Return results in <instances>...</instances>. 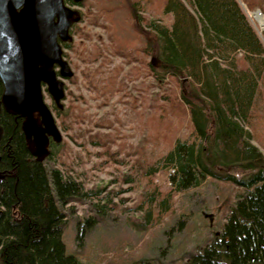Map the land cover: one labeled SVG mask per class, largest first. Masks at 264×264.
I'll use <instances>...</instances> for the list:
<instances>
[{"label":"trees","instance_id":"trees-1","mask_svg":"<svg viewBox=\"0 0 264 264\" xmlns=\"http://www.w3.org/2000/svg\"><path fill=\"white\" fill-rule=\"evenodd\" d=\"M125 2L145 40L140 52L149 57L148 74L171 89L158 99L160 118L178 114L190 129L184 139L169 138L168 150L147 164L143 176L151 179L161 165H172L174 192L209 179L239 190L220 230L185 264H264V154L250 129L264 81V44L237 0H164L163 17L151 20L145 31L136 14L139 0ZM2 92L0 81V99ZM23 121L0 113V264H84L66 249L63 208L93 193L46 166L51 153L36 161ZM156 191L148 195L150 202ZM97 208L106 213L104 205ZM145 216L149 220L152 211ZM94 222H81V232Z\"/></svg>","mask_w":264,"mask_h":264},{"label":"rangeland","instance_id":"rangeland-1","mask_svg":"<svg viewBox=\"0 0 264 264\" xmlns=\"http://www.w3.org/2000/svg\"><path fill=\"white\" fill-rule=\"evenodd\" d=\"M163 1L139 0L136 14L143 31L163 17ZM237 1L264 44V27L255 18L257 12L264 16V0ZM80 12L69 32L71 48H62L73 76L60 77L65 84L61 108L42 88L62 135L45 164L93 193L63 208L66 249L84 264H185L220 230L239 190L209 179L199 188L174 192L172 165H161L151 179L143 176L147 164L168 150L169 138L184 139L189 133L187 118L172 113L160 118L156 107L171 89L148 74L149 57L140 52L145 40L133 24L130 3L83 0ZM254 112L250 129L264 154V81ZM128 177L135 181L126 182ZM97 205H104L106 213ZM147 211H152L149 220ZM89 218L94 224L82 226L81 232L79 224Z\"/></svg>","mask_w":264,"mask_h":264},{"label":"water","instance_id":"water-1","mask_svg":"<svg viewBox=\"0 0 264 264\" xmlns=\"http://www.w3.org/2000/svg\"><path fill=\"white\" fill-rule=\"evenodd\" d=\"M80 19V13L64 0H0V112L3 108L24 119L29 151L38 162L50 155V137L56 143L62 139L42 88L47 86L61 108L65 84L60 77L73 76L61 43L71 41L70 29Z\"/></svg>","mask_w":264,"mask_h":264},{"label":"flooded vegetation","instance_id":"flooded-vegetation-1","mask_svg":"<svg viewBox=\"0 0 264 264\" xmlns=\"http://www.w3.org/2000/svg\"><path fill=\"white\" fill-rule=\"evenodd\" d=\"M64 3H65V5L67 6V7H69V8H71V9H73V10H77L79 13H80V16L82 17V15H81V12H80V8L82 7V5H83V0L81 1V2H76L75 0H64ZM74 26H75V24L72 26V28L70 29V31L72 30V32H73V29H74ZM2 110H3V108H2ZM2 110H1V112H2ZM0 112V113H1ZM37 118H38V123L40 124L41 123V121H40V118L37 116ZM0 136H1V133H0ZM1 138V137H0ZM27 138V137H26ZM27 140H28V143L30 144V140L27 138ZM53 143H56V142H54L53 140H52V138L50 137V145H49V150H50V153H51V149H52V144ZM30 152V151H29ZM31 153V152H30ZM35 157V156H34ZM35 159H36V157H35ZM47 159V158H46ZM45 159V160H46ZM44 160V161H45ZM36 161H37V159H36ZM43 161V162H44Z\"/></svg>","mask_w":264,"mask_h":264},{"label":"bare ground","instance_id":"bare-ground-1","mask_svg":"<svg viewBox=\"0 0 264 264\" xmlns=\"http://www.w3.org/2000/svg\"><path fill=\"white\" fill-rule=\"evenodd\" d=\"M255 18L261 24V26L264 27V16L261 13L257 12L255 14Z\"/></svg>","mask_w":264,"mask_h":264}]
</instances>
